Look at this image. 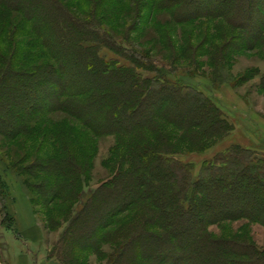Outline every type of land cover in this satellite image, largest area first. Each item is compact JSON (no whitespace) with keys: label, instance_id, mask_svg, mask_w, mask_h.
<instances>
[{"label":"rangeland","instance_id":"rangeland-1","mask_svg":"<svg viewBox=\"0 0 264 264\" xmlns=\"http://www.w3.org/2000/svg\"><path fill=\"white\" fill-rule=\"evenodd\" d=\"M39 2L0 1V102L7 100L9 105L13 98L20 101L21 96L15 95L11 89L8 94L2 92L3 88L13 85L17 76L28 75L35 82L42 74L47 77V70L52 69L56 81L52 86L46 79L42 80V90L35 88L37 91L26 94L27 104L23 106L26 110L22 108L25 112L15 108L17 114L26 115L24 122L27 130L11 138L0 135V178L5 195L2 201L7 202L8 211L15 201L14 187H22L29 198H34L32 207L43 228L44 238L28 246L19 241L13 231L2 228L4 217L0 204V264H17L15 259L23 249L27 252L33 249V252L30 250L33 254L38 256L42 253L48 257L62 247L65 252L70 250L67 255L71 257L77 251L73 241L80 237L82 230V226L75 224L72 219L83 209L79 198L89 194L95 201L92 209L95 207L94 210L99 208L106 211L117 208L118 211L116 217L100 222L101 235L98 237L104 242L100 247L101 256L93 251L84 253L80 264H109L111 257L119 258L121 246L126 245L127 255L134 257L141 254L143 257L151 252L149 247L158 245L157 242L147 243L140 248L144 245L139 244L140 241L146 242L147 237L144 235L161 231L149 222L159 214L156 206L144 198L132 203L133 200L127 198L131 192L123 188L122 183L128 179L131 169L140 168L138 160L141 159H133L130 155L131 151L135 152L134 146L148 143L155 148L153 151L159 158L173 159L180 164L194 162L195 175L205 159H211L232 143H242L264 157V140L257 132L261 129L260 125L264 124V8L255 7V0H200L195 1L197 3H193L194 0H45L51 15L62 14L69 20H77L80 25L89 24L92 29L93 25L98 26L101 32L85 36L84 40L99 41V46L103 43L102 57L126 65L128 56L142 53L156 57L158 64L166 63L172 71H187L188 75L181 79L189 92L178 94V100L175 97L173 105L166 111L184 114L180 111L189 110L190 106L187 98L183 99L181 95H203L232 125L231 131L224 137L205 136L196 127L198 125L180 127L154 118L153 124L134 136L127 133L116 135L113 132L112 121L123 118L117 111L111 118L107 114L110 100L98 102L97 97L104 92L90 89V85L85 90L81 89L80 92L84 93L76 96L63 92L62 95L48 97L43 91L47 88L61 90V85L68 84L66 82L74 70L80 67L83 70L80 78L84 82L89 78L94 85L104 83L99 79L104 78L105 83L109 81L106 76L98 77L95 70L99 67L96 64V68L92 66L87 69L79 61H64L73 54L75 44H67L58 51L59 55H52L49 46L53 44L51 41L54 37L47 32L43 35L37 32L40 26L36 20L41 17L45 6V3ZM9 4H14V7ZM248 5L250 9L253 7V11L246 17ZM254 8L263 10L258 12ZM227 13L237 15L232 17V24L224 19ZM68 19L64 21L68 22ZM237 25L244 28L245 32L237 29ZM121 42L131 47L133 53H118L120 51L116 45ZM75 54L80 55L77 52ZM144 74L150 76L149 73ZM167 90L171 91V88ZM226 90L230 92L229 95H226ZM227 97L232 100L231 104L226 105ZM96 100L100 104H96ZM73 110L78 113H69ZM117 115L120 117L115 118ZM182 118L183 121H191L188 116ZM85 120H88L87 125ZM154 125L157 131L161 130L160 134L169 137L168 148H164V141L155 135L157 131L152 130ZM141 135L143 137L137 138ZM52 166L63 168L62 171H53ZM163 167V171L169 173L173 165L170 163ZM138 175L141 181L146 182L145 187L140 186L139 190L148 194L154 188L156 179L153 176L156 172L150 176ZM113 182L115 185H109ZM172 183H180L179 187H175L177 189L185 188L183 180H172ZM48 185L50 190L44 197L41 192ZM53 195L57 197L56 200ZM65 195L70 197L68 203L62 202ZM19 198H16L18 204L21 203ZM177 217H174L175 223L179 220ZM52 219L60 221L56 224L60 228L55 231L50 227ZM70 229L75 235L74 240L69 234V238L66 237ZM207 231V236L214 240H235L264 249L262 225L247 221L222 223ZM141 232H145L144 235ZM183 245L188 247L191 242ZM81 253L77 251L78 255ZM214 261L218 262V259Z\"/></svg>","mask_w":264,"mask_h":264},{"label":"trees","instance_id":"trees-1","mask_svg":"<svg viewBox=\"0 0 264 264\" xmlns=\"http://www.w3.org/2000/svg\"><path fill=\"white\" fill-rule=\"evenodd\" d=\"M38 1H40V4L45 3V6L41 17L36 20L37 25L40 26L37 28V32L39 31L42 35L47 32L54 37V40L51 41L53 44L49 46L52 55H59L58 51L63 50L67 44H75L74 51L76 50L75 52L80 55L77 54L76 56L73 51L71 57L63 58V60L79 61L87 69L92 68V66L96 68V65H98L99 68H96L95 71L97 72L95 73L99 78L100 76L102 78L106 76V80L109 81L105 83L104 78L99 79L100 82L104 83L94 85L95 83L89 78L84 79V82L80 78L83 75V70L80 67V69L74 70L72 77L66 82L68 84L61 85V90L43 89L48 97L62 95L63 92H67L68 95H81L84 93L80 92L81 89L85 90L86 86L89 85L90 89L95 88L98 92H104L97 97L98 102L104 103L106 100H110L107 114L111 115L112 118L117 111L123 118L113 120L111 123L114 126L113 132H116V135L127 133L136 136L138 132L144 131L149 125L153 124L155 119L169 121L171 124L180 127H195L194 125H198L196 127H199L205 136L217 135L224 137L231 131L232 125L227 117L203 95H181L183 99L187 98L190 106L189 110L180 111L184 114L166 111L169 106L173 105L172 100L178 94L189 92L188 86L181 79L182 76L188 75L187 71H172L166 63L158 64L156 57L133 53L132 48L123 42L116 45V48L120 51L118 53L123 55L133 53V57L128 56L130 59L127 57L128 63L121 65L118 61L106 59L101 56V45L103 43L99 46V41L84 40L85 36H94L96 31L101 32L98 26L93 25L92 29L91 25L86 23L80 25L81 23L77 20H69L62 14L59 16L51 15L45 0ZM195 1L200 0H194L193 3H197ZM255 4L257 8H264V0H255ZM9 6L14 7V4H9ZM257 8H254V11L260 12L263 10L259 11ZM251 10L253 11V7L250 9V5H248L245 11L246 17H249ZM55 12H58V10H55ZM43 14H46V16L42 17ZM232 17H237V15L227 13L224 19L232 24L231 21L234 20ZM64 19L69 21L65 22ZM235 24L233 22L234 26ZM83 27H85V30H83ZM236 28L245 32V29L241 26L237 25ZM260 38L261 36L258 39ZM94 39H97V37ZM51 70H47V77L42 74V77L35 82H32L33 78L28 75L17 76L10 88H3L2 92L5 94L10 93L11 89L15 95H20L21 99L19 101V99L10 96L14 100H11L9 105L7 100L0 102V135L5 134L4 137L11 138L27 130L24 122L26 115L17 114L15 108H20L19 112H25L22 108L27 104L26 94L34 93V90L37 91L35 88L42 90V80L46 79L52 86L56 84L53 78L55 74ZM145 72L149 73L150 76H145ZM167 88H171V91ZM95 102L100 104L97 100ZM10 107L13 108L7 111ZM70 112L73 114L78 113L76 110ZM187 116L191 121L182 120V117ZM116 117L120 116L117 115ZM178 118L181 119L178 120ZM87 121L85 122L86 125L88 124ZM155 125L152 130L155 129ZM95 131L98 132L97 127H95ZM154 131H157V129ZM160 131L158 130L155 135L157 134V137L164 141V148H168L167 139L169 137L160 134ZM141 137L143 136L137 138ZM139 145L138 147L134 146L135 152L131 151L130 155L133 159H141V161L138 160L140 168H132L131 172L128 173V179L122 184L127 192H131L128 195L130 197L127 198H131L132 203L144 198L151 201L153 206H156L159 210L155 220L150 219L149 222H152L151 225L159 229L161 233L148 232L150 235H144L145 232H141L140 234L147 238L146 242L143 241V243L141 240L139 243L144 244L140 248L145 247L147 243L157 242L158 245L157 247H149L151 252L146 253L143 257L141 254L134 257L127 255V245L121 246L119 258L117 256L111 257L112 260L109 264H264V249L251 244L239 243L235 240H229V242L221 239L214 240L212 237L207 236V229L222 223L247 221L264 227V157H260L255 151L242 143H232L211 159H205L200 165L199 172L195 175L194 162L180 164L173 159H162L156 156L157 154L153 151L155 148L152 145L148 143L146 145L139 143ZM170 163L173 165L172 171L170 170L169 173L168 171L167 173L164 172L163 166ZM62 168L61 166H52L53 171L59 169L62 171ZM151 168L153 171H151ZM152 172H156V175L153 176L156 180L153 183L154 188L148 191L147 194V192L139 190L140 186L145 187L146 182L141 181L138 174L150 176ZM132 178L133 180H131ZM172 180L177 182L183 180L185 188L183 190L175 188L180 183L178 185L171 184ZM111 184L115 185L114 182L109 183V185ZM48 188H50L49 185L47 189L41 192L42 196L46 197L45 194L50 190ZM53 196L56 200L57 197ZM4 198L0 178V204L4 217L1 226L15 231L14 218L9 215L8 204L3 202ZM69 198L68 195H65L62 202L68 203ZM30 202L32 205L34 204L33 197H30ZM79 203L83 205V209L72 220L75 221V224L82 226L80 237L74 240L75 235L71 232V229L66 237H68V234L71 235L74 240V247L79 253H82L78 255L76 251L70 257L67 255L70 252L69 249L68 252L67 250L65 252V249L58 247L59 249L49 254L48 258L56 259L61 264H80L81 259H83L82 254L90 251L101 256L100 247L104 242L103 239L98 237V235H101L99 231L101 228L100 222L103 219H112L117 216V208H109L106 211L99 208L94 210L95 207L92 209L93 203H95L92 194L79 198ZM105 212L106 214H102ZM179 212L180 214H178ZM177 215H179V220L175 223L174 217H177ZM57 222L60 223L55 219L50 222L53 231L60 228L59 225L56 226ZM63 223L65 222L63 221ZM50 227H48L49 230ZM95 238L96 241H94ZM185 242H191V245L186 247L183 245ZM215 259H218V262H215Z\"/></svg>","mask_w":264,"mask_h":264},{"label":"crops","instance_id":"crops-1","mask_svg":"<svg viewBox=\"0 0 264 264\" xmlns=\"http://www.w3.org/2000/svg\"><path fill=\"white\" fill-rule=\"evenodd\" d=\"M226 93H228L226 95L230 94L228 90H226ZM229 98L230 97L226 98L228 100L226 105L231 104L230 102L232 100ZM260 128L261 129H258L257 132L261 134V137L264 140V124H261ZM14 196L15 201L11 207L9 206L10 214L14 218L15 231L13 232L19 237V241H23L25 244L27 243L28 246H32L34 242H39L44 238L43 228L37 220L29 195L25 190L22 187H14ZM16 198H19L21 203H16ZM20 205L23 207L21 208ZM1 233H3V229L1 230ZM34 249L36 250L37 248ZM30 250L28 252L25 251V249L22 250L15 259L17 260V264H61L58 260L49 259L42 253L37 256L32 253L33 249L31 250L32 252Z\"/></svg>","mask_w":264,"mask_h":264}]
</instances>
